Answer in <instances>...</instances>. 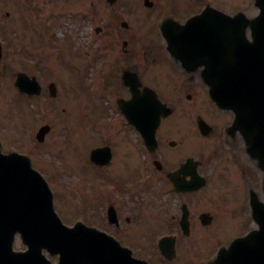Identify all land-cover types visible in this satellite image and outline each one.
I'll return each instance as SVG.
<instances>
[{"label":"rangeland","instance_id":"1","mask_svg":"<svg viewBox=\"0 0 264 264\" xmlns=\"http://www.w3.org/2000/svg\"><path fill=\"white\" fill-rule=\"evenodd\" d=\"M131 1L134 5L140 2V9H144L141 0ZM155 1L157 2L155 8L149 12L144 11L132 16L127 14V17L117 19V14L120 13L119 6L111 8L104 3L103 7L100 0H0V38L3 45L5 44L3 59L0 63V136L3 137L0 138L4 143V151L13 149L26 153L30 157L32 166L47 180L53 193L55 210L64 224L71 226L79 220L86 225L103 230L123 244L132 247L135 256H141L146 247L149 248L148 251H151L148 242V239L151 240V233L142 235L144 233L143 216L141 218V207L136 205L139 198L130 193L129 201L127 197L122 196L116 199L127 201L121 210L124 228L115 229L107 224L105 218V210L115 197L113 191V197L106 199L109 197L110 185L116 183L117 179V175L112 171L113 168L120 170L119 166L123 165V162L117 159L109 167L110 170H102L90 163L89 154L101 142H108L109 138V134L105 133L100 138L101 135L98 136L91 128L93 120L107 117L103 101L97 97L102 94L95 91V84L98 86L102 83L103 75L113 69V63L118 64V68L126 67V65L140 67L142 64L138 63L139 58L136 55L132 56V49L129 50V55H123L121 43L114 39L110 41L106 37V32L102 31L95 35L96 41L90 36V32L94 25H98L104 16L109 14L112 23L115 22L117 26L121 20H125L135 36H138L134 30L138 22L140 25L137 26L138 31L152 35L150 27L155 21L148 18L144 20L141 17L147 13L153 15L154 12L156 16L165 15L167 6L165 5L163 10L160 6L161 1L160 3L158 0ZM167 1L170 6H174L176 12L173 13L176 16L198 12L205 4L222 9L226 13L243 10L248 15H252L256 12L251 5L253 0H203L201 5L198 4L199 0ZM162 2L164 3L163 0ZM2 26L4 28H1ZM131 44L133 48L134 43L131 42ZM96 45L102 48L101 52H92ZM82 47L85 51L84 55ZM88 54H94L92 62ZM31 57L38 58L36 62H41L46 68L45 71V68L38 66V79L44 85L55 82L57 87V95L54 99L47 96L37 99L32 102V109H30V103L16 92L13 86L14 75L22 71L25 65H31ZM21 59L24 60L21 61ZM23 69L33 74L36 73L30 68L24 67ZM112 95L113 93L109 92L107 98H113ZM162 96L169 103L173 102L175 97L172 93ZM104 103L105 107L111 106L112 108L113 101L108 100ZM186 105V108L182 104L177 106V109H174V115L167 120H191L197 112L192 110L191 114L189 105L192 104ZM47 111H51V115ZM108 115L112 120L117 119L114 118L113 113H108ZM214 122L218 123V120ZM42 124L50 125L51 129L43 142L37 143L34 141V135ZM204 140V143L198 142L197 148L205 150L208 155L215 140L213 137ZM193 143H190V146L186 145V148L194 149ZM193 154L198 156L195 151ZM234 162L235 160L230 155V160L223 159L222 166L219 167L218 160H216L214 169L213 166L207 168L206 173L209 178L207 186L197 196L205 194L208 197L205 201V209L211 214L216 209L222 210L223 206L226 208V198L233 196L234 199H238L243 195L245 184ZM242 165L246 169L245 172L251 186L259 191L260 183L256 174L246 162H242ZM218 167V172H221L219 178L216 175ZM155 191H152V195H155L153 194ZM229 191H232L231 194ZM215 198L220 200L219 203ZM147 213L150 218L151 210ZM126 216L130 219L128 223L124 222ZM234 223L239 224L237 230L233 228ZM225 227L226 235H216L222 233L221 223L215 221L212 226H208L206 228L209 231L206 233L207 239L210 236L214 240L212 237L214 236L218 244L207 255H202L199 248L195 250V254L192 250L186 264H200V259L211 256L220 246L246 232L243 222H231L230 220ZM198 233L199 235L193 238L198 240V237L199 239L201 237L200 241H202L204 232L199 231ZM23 248L19 236L16 235L14 249ZM50 260L52 264H56L57 256L51 257ZM150 261L153 263V260Z\"/></svg>","mask_w":264,"mask_h":264},{"label":"water","instance_id":"2","mask_svg":"<svg viewBox=\"0 0 264 264\" xmlns=\"http://www.w3.org/2000/svg\"><path fill=\"white\" fill-rule=\"evenodd\" d=\"M254 6L259 11L251 18L241 12L226 16L209 9L181 27L202 26L207 33L201 38H208V42L214 45H223L222 48L234 46L235 51L228 49L231 54L228 62L233 69L241 72L226 76L228 81L212 92L211 97L222 108H230L228 105L231 103L237 110L236 105H239L241 110L235 112L236 122L237 117L243 119L239 120V124L246 130L244 136L248 152L255 157L264 175V0H254ZM218 17L223 22L218 27H205V22L219 20ZM222 30L225 33H221ZM247 32L250 40L247 39ZM122 109L131 110L126 112L130 120H149L140 125L151 128L158 124L161 115L169 113L165 106L158 104L153 93L133 98ZM152 110L156 112L152 113ZM45 132L46 128L41 130L39 139ZM100 154L95 150L90 158L103 164L107 160L103 162ZM112 216L113 212L109 209L110 222ZM252 216L259 230L231 242L227 249L233 250L231 258V254L222 258L227 250L220 249L216 263L264 264V203L258 200L252 202ZM17 231L28 247L24 252L12 251ZM43 249L51 255L59 254L58 264H145L132 259L129 250L120 247L105 233L83 224L71 229L60 225L52 214V198L46 183L30 168L28 159L14 156V160H9L0 156V264H50L41 253Z\"/></svg>","mask_w":264,"mask_h":264},{"label":"flooded vegetation","instance_id":"3","mask_svg":"<svg viewBox=\"0 0 264 264\" xmlns=\"http://www.w3.org/2000/svg\"><path fill=\"white\" fill-rule=\"evenodd\" d=\"M103 32H106L110 39H116V34L121 33L113 24H107L103 28ZM128 34L126 39L121 41V45L125 47L123 51L126 55H129V50L132 49V56L136 55L139 58L138 63L142 64L138 68L128 69L136 73L141 83L140 89L145 86L154 89L161 101L163 100L158 91L175 93L178 103L185 101L192 104L190 105L192 108L200 102L204 103L206 110L204 117L211 126L209 137L221 138L223 130L232 120V116L230 113L219 110L207 95L208 81H215L212 74L217 71L212 68L203 69L202 65L191 71L176 68L169 59L166 44L161 36L140 42V39L133 37L132 33ZM131 42L134 43L133 48ZM179 48L182 47L178 46L177 49ZM198 56L203 59L204 54L200 53ZM124 71L122 69L119 75H112L108 86H114L121 90L123 92L121 97L127 99L129 98L127 95L129 89L122 81ZM204 75H207V78L211 76L207 79V85ZM197 117L198 115L194 117L195 120H161L155 132L156 145L152 147L153 150L146 148L142 135L127 120H111L109 123V145L112 153L110 164L117 159L122 160L123 165L119 166L120 182L122 185L130 182L133 187L140 189L137 193L142 194L143 232L174 235L176 250H191V246L196 247L197 244L203 243L204 240L200 241L201 237L196 240L193 236L199 235L198 232L203 231V237H206V233H209L206 228L212 226L215 221L221 223L222 233H225L228 221L245 217V206L233 202V199L230 201L227 199L226 208L223 206L222 210L212 211L213 215L210 211H206L205 201L208 200V197L197 196L205 188L195 192L175 193L174 191V186L168 175L187 159L192 158L197 162L192 165L193 168L197 173L205 175L204 160L200 156L192 155L190 153L193 151L192 149H185L188 136L202 138L199 136L197 128ZM216 120L218 123L214 122ZM184 178L189 180L190 176L186 175ZM164 188L169 190L165 195H152L151 190L163 193L160 189ZM171 191L175 193L174 196L171 195ZM150 210L151 214L148 218L147 212ZM184 212L186 217L182 222ZM205 212L211 214L207 225L202 220ZM118 219L119 225L116 227L122 228L121 218L118 217ZM206 249L209 251L208 248ZM200 253L207 255L208 252L200 249ZM186 262L187 257L184 256L181 261L175 257L161 263L186 264Z\"/></svg>","mask_w":264,"mask_h":264},{"label":"bare ground","instance_id":"4","mask_svg":"<svg viewBox=\"0 0 264 264\" xmlns=\"http://www.w3.org/2000/svg\"><path fill=\"white\" fill-rule=\"evenodd\" d=\"M4 219V218H3ZM5 220V219H4Z\"/></svg>","mask_w":264,"mask_h":264}]
</instances>
